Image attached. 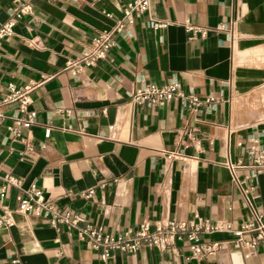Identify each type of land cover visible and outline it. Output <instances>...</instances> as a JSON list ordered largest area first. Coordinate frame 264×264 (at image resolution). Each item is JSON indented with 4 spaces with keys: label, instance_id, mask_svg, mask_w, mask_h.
<instances>
[{
    "label": "crops",
    "instance_id": "crops-1",
    "mask_svg": "<svg viewBox=\"0 0 264 264\" xmlns=\"http://www.w3.org/2000/svg\"><path fill=\"white\" fill-rule=\"evenodd\" d=\"M13 1L0 0V23L9 19ZM129 1L30 0L32 14L0 45V176L21 182L5 186L1 197L0 179V219L10 221L0 225V264L240 262L231 230L199 235L200 244H223L211 256L191 258L183 239L173 249L142 246L134 256L114 252L101 261L75 231L17 211L32 184L76 214L80 228L100 227L113 236L163 219L238 227L251 213L232 164L244 166L236 176L264 216V175L251 178L249 167L264 153V115L248 102L264 85V0H149L144 14L113 34L114 46L95 67L75 76L65 71L93 37L114 29ZM185 22L207 29L206 36L187 34ZM170 81L199 104L131 102L142 84ZM27 86L35 122L14 137L8 127L21 113L17 101L6 100ZM241 258L264 264L261 250Z\"/></svg>",
    "mask_w": 264,
    "mask_h": 264
},
{
    "label": "built area",
    "instance_id": "built-area-1",
    "mask_svg": "<svg viewBox=\"0 0 264 264\" xmlns=\"http://www.w3.org/2000/svg\"><path fill=\"white\" fill-rule=\"evenodd\" d=\"M14 7L11 10L10 17L3 23H0V45L3 40L13 34L15 24L25 16L32 14V5L30 0H14ZM149 8V0H130L122 11V16L115 22L112 31L99 33L93 37L84 50L75 58L69 59L65 63L64 70L70 75L75 76L85 68H92L103 60L107 53L114 46L113 34L121 32L126 26L144 14ZM161 27V25H154ZM184 28L187 34L200 35L205 37L207 29L194 26L185 22ZM222 30V27L219 28ZM188 39H192L189 37ZM234 37L231 35V41ZM31 88L25 87L22 92H14L6 101H17L20 117L12 119L8 127L10 134L14 137H20L23 129H30L35 122L36 114L28 110L31 103L29 92ZM177 99H186L192 106L199 104V99L193 96H184L177 81H170L162 86L153 84H142L132 93L131 102L134 106L150 104L163 106ZM4 116L0 113V120ZM32 146L24 144V152L30 153ZM254 149V148H253ZM233 180L239 190L243 201L251 213V218L238 227H232L230 223L224 221L210 222L197 218L191 220L163 219L151 226L146 221L139 223L134 228H129L118 235H110L103 232L100 227L85 226L80 228L79 222L82 220L67 208L60 209L52 201L45 199L42 191L36 185H30L23 192V196L18 198L17 211L26 215H36L46 219L52 227L57 228L60 225L65 226L70 231H75L76 239L83 242L88 248L99 253V259L106 261L114 252H121L134 256L142 246L164 251L173 249L176 242L186 239L190 242V257L199 258L214 255L223 248L220 242H211L207 244L199 243V235L212 233L221 230H231L235 236L232 245L233 248L241 253L243 258H249L257 251L264 253V216L255 210L253 205L254 197L250 195L251 188L244 187V181L238 179L235 170L239 165H228ZM251 178H257L264 175V153L259 151L253 158ZM4 183L1 188V197L4 195L5 186L19 188L20 180L12 175L6 174L0 176ZM93 191L89 190L82 194L84 198H89ZM8 218L0 219V225L9 226Z\"/></svg>",
    "mask_w": 264,
    "mask_h": 264
},
{
    "label": "rangeland",
    "instance_id": "rangeland-1",
    "mask_svg": "<svg viewBox=\"0 0 264 264\" xmlns=\"http://www.w3.org/2000/svg\"><path fill=\"white\" fill-rule=\"evenodd\" d=\"M249 104L256 110L263 112L264 115V85L257 89L249 98Z\"/></svg>",
    "mask_w": 264,
    "mask_h": 264
},
{
    "label": "water",
    "instance_id": "water-1",
    "mask_svg": "<svg viewBox=\"0 0 264 264\" xmlns=\"http://www.w3.org/2000/svg\"><path fill=\"white\" fill-rule=\"evenodd\" d=\"M234 257H239L240 258V262H238V264H243V262H242V258H241V254L239 253V252H236V253H234Z\"/></svg>",
    "mask_w": 264,
    "mask_h": 264
}]
</instances>
